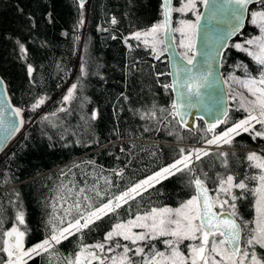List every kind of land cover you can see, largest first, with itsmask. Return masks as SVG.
<instances>
[{
  "label": "trees",
  "instance_id": "obj_1",
  "mask_svg": "<svg viewBox=\"0 0 264 264\" xmlns=\"http://www.w3.org/2000/svg\"><path fill=\"white\" fill-rule=\"evenodd\" d=\"M177 4L174 0L173 8ZM252 10H261L259 1L250 6ZM178 15L173 12V22ZM184 16L195 20L191 12ZM113 18L116 24L111 23ZM162 18L161 0H89L83 9L77 0H0V75L12 103L23 109L25 121L0 153V241L3 233L16 225V214L23 211L28 229L26 247L41 242L51 234L53 225L63 227L68 218L74 221L102 206L181 157L190 150L189 144L205 143L212 136L201 119L190 130L169 114L174 99L172 91L162 87L170 84L166 54L157 60L151 48L129 38ZM249 18L223 54V75L231 69L240 74L242 68L258 73L254 59L233 47L257 33ZM20 44L27 49L26 56ZM28 65L35 69L31 76ZM69 81L77 88L72 100L61 106ZM40 97L46 101L33 111L31 106ZM244 115L230 103L228 123L215 132ZM263 141L241 133L231 146L208 149L209 155L198 161L194 156L191 167L215 197L218 178L233 175L239 182L256 174L244 149ZM222 152L228 153L227 168L222 166ZM188 180L185 171L142 190L114 213L48 253L34 256L28 264H66L82 245L104 243L107 247L117 242L133 249L128 255L140 264L144 257L134 253V244L120 237L107 241L106 234L119 220L152 208L181 205L194 195ZM245 182L253 188L256 181ZM233 193L240 197L235 201L236 212L246 239L255 217L253 195L240 189ZM164 240L160 237L136 244L152 253L165 249ZM256 251L264 254L259 247ZM4 259L6 254L0 251V261Z\"/></svg>",
  "mask_w": 264,
  "mask_h": 264
},
{
  "label": "snow or ice",
  "instance_id": "obj_2",
  "mask_svg": "<svg viewBox=\"0 0 264 264\" xmlns=\"http://www.w3.org/2000/svg\"><path fill=\"white\" fill-rule=\"evenodd\" d=\"M256 2L257 0H223V3L217 8L216 0H212L211 12L206 18L200 12L198 4L209 8L210 0H184L182 6L177 8H173L172 0H162L163 19L149 29L136 31L129 37L136 41H142L146 47L151 48L155 58L159 60L168 51L172 43L169 33H180L179 47L183 51L178 54L175 65L174 74L176 79L170 84L162 85V87L166 91L171 90L178 94L177 100L171 104L172 111L169 114L173 118L178 117V122L184 127H188L187 118L192 114L188 111L189 109L200 107L205 110L206 114L214 117L207 127V131L213 133L212 138L206 141L208 145L231 146L235 137L241 135V133H249L253 140L256 138L264 140V0H259L260 11H249L250 5ZM84 4L85 0H79L81 9H83ZM218 11L221 13V20L227 27L222 32L223 39L220 40V46L216 49L217 66H219V58L224 47L228 43L227 38L243 28L246 17L250 16L252 24H258L262 35L245 41L246 45L254 46V50H250L249 47H245V44L241 43L233 45L237 50L252 56L258 65V75L249 76L248 79L240 81L254 99L241 105L246 112L243 119L233 123L219 134H215V129L220 124L228 123L227 111L224 110L221 103L222 97L219 94L214 101L205 102L201 90L206 86L211 87L209 78L213 76V70L212 63L207 58V52L201 53L197 48V40L201 33V21L215 19ZM173 12L181 14L191 12L195 16V20H180V26L172 29L170 21ZM111 23H117L115 18L112 19ZM79 24L80 26L83 25V19L80 20ZM112 38L115 39V37ZM124 42L127 44V39ZM17 43L19 44V42ZM19 47L21 53L26 56L27 49L24 45L20 44ZM128 47L131 49L132 46L128 45ZM198 56L201 57L199 62L197 61ZM34 71L35 69L28 65L27 72L29 76ZM158 75L165 74L159 73ZM168 75H173V73H168ZM0 86H4L2 78H0ZM4 87L6 91V86ZM76 88V84L71 85L67 94L63 97L64 102L72 100ZM45 101L46 97L38 98L32 104V110L40 108ZM5 110L0 108V126L5 125L3 119ZM161 111L163 112L164 109H161ZM217 113H219L218 116ZM12 115L20 119L7 122L9 134L18 132L25 123L23 109L13 108ZM152 115L155 116V112ZM92 118H96L95 114ZM199 118L203 119L204 117ZM256 125H260V128L257 129ZM181 153H184L183 149H181ZM207 155H209V152L205 149L191 150L171 165L135 184L113 200H109L102 206L89 211L87 215L81 214L75 222L70 221L67 227L57 228L53 225L51 235L31 247H26L25 238L28 229L25 214L23 211H19L15 217L16 225L4 232V238L0 241V251L6 254V259L0 261V264H28V261L33 259L34 256L48 253L55 245L61 244L83 229H88L90 225L102 219L103 216L114 213L129 199H135L137 195H140L141 189L146 191L148 187L185 171L189 173V185L194 187V195L187 201L177 208H152L145 215H137L134 219L127 220V222L116 223L114 228L106 234L105 239L112 241L114 237H120L124 241L136 244L140 241L171 237V239L164 240V243L170 249V255L166 256L164 252H155L150 260L144 261V264H264V254H259L256 251L257 247L264 249V155L253 151L245 157L250 162L251 167L259 170L257 175L246 176L245 179L239 182H236L233 175L218 178L219 188L215 197L209 195L205 180L197 177L195 170L191 167L193 156L198 161L202 156ZM219 155L223 158L222 166L227 168L228 153L222 152ZM246 180L256 181L257 186L249 188L248 183L245 182ZM233 189L249 192L256 198L255 227L251 229V233L246 239L242 237L243 225L238 222L236 212L235 201L240 197L233 193ZM220 194L228 198L221 199ZM225 206L231 211L225 213L224 211L214 210L216 208L224 210ZM61 223H63V220H61ZM21 226H24L23 230ZM134 229H140L141 231H134ZM184 241L190 242L185 245L187 254L180 250V245ZM115 247H122L123 254L118 259L113 258L112 264H135L132 257L128 255L133 249L127 244L121 245L118 242ZM97 250L101 254H98ZM104 251V243L82 245L73 258L67 259L66 264H106L105 257L102 255ZM108 251H112V248H109ZM134 252L136 255H143L144 248L138 247Z\"/></svg>",
  "mask_w": 264,
  "mask_h": 264
},
{
  "label": "water",
  "instance_id": "obj_3",
  "mask_svg": "<svg viewBox=\"0 0 264 264\" xmlns=\"http://www.w3.org/2000/svg\"><path fill=\"white\" fill-rule=\"evenodd\" d=\"M77 1L79 3V0H77ZM88 1L89 0H85L84 5H86L88 3ZM173 1L174 0H172V6H173ZM258 1L259 0H257V2ZM161 2H162V0H161ZM222 3H223V0H216L217 8H219ZM211 4H212V0H210L209 8H205L203 5H201L200 12L206 18L209 16V14L211 12ZM220 17H221V13L218 11L217 17L215 19H211V20L205 19V20L201 21L202 28H201L200 37L197 40V48L199 49V51L201 53L207 52V58L212 63L213 76L209 78L211 87L206 86L204 89L201 90L202 94L204 95L205 102L207 103V102H209V100L214 101L216 99L217 95L219 94V96L222 97L221 103L223 104L224 110L227 111V115H228L229 109H230V100H229V94H228V90L226 87L224 75H223L222 70H221L222 58H223V54H224L225 50L227 49L230 41L233 40L241 32V30L245 27L248 17H246V19H245L243 28L239 32H237L236 34L227 38L228 43L224 47L223 53H222L221 57L219 58V66H217L216 59H215L216 58V49L220 46V40L223 39L222 32L227 27V25L225 23H223V21L221 20ZM170 27L173 29V14H172L171 21H170ZM169 36L171 37L172 43L170 44L169 49H168V51L165 52V54L167 57V65L169 68V73H173V75H169L170 83H172L173 80L176 79V76L174 74L175 73V65H176L177 60H178V54L181 52L179 51V49L177 47L174 33L170 32ZM200 60H201V57L198 56L197 61L199 62ZM181 62L183 63L182 60H181ZM197 66L199 67V64ZM0 78H2L1 75H0ZM3 82H4V86H6L4 80H3ZM4 86H0V108L6 109L3 112V119L5 121V125L0 126V153L7 147V145L10 143V141L19 132L18 131V132H15L14 134H9V130L7 129V122L9 120L18 121L20 119L19 117H15L12 115V109L15 108L16 106L12 103V101L8 95L7 88L5 91ZM172 93H173V99H174V101H176L178 94L176 92H173V91H172ZM188 111H190L192 113L187 118L188 127H184L181 123H179L181 126H183L186 129L193 130L197 120L200 119L199 117H201V116L204 117L201 120L204 122L206 127H208V123H211L212 120L214 119V117L212 115L206 114L205 110L203 108H200V107L189 109ZM218 115H219V113H217V116ZM177 120H179L178 117H177ZM219 126H221V124ZM195 175L200 178V176L196 172H195ZM205 183H206L207 188L209 189V195L213 196L212 191L210 189V186L208 185V183L206 181H205ZM214 210L218 211V212L224 211L225 213L230 211L228 209L221 210L218 208H216ZM238 222H240V221L238 220Z\"/></svg>",
  "mask_w": 264,
  "mask_h": 264
},
{
  "label": "rangeland",
  "instance_id": "obj_4",
  "mask_svg": "<svg viewBox=\"0 0 264 264\" xmlns=\"http://www.w3.org/2000/svg\"><path fill=\"white\" fill-rule=\"evenodd\" d=\"M184 3V0H178V4H177V7H180V6H182V4ZM255 11H258V10H255ZM185 14V13H184ZM184 14H181V13H179V15H178V17L176 18V20H175V22H173V29L174 28H177V27H179L180 26V24H179V22H180V20H188V18L187 17H185L184 16ZM249 20L251 21V18H249ZM83 22H84V18H83ZM254 25H256V29H257V33H255V34H253L252 36H250V37H248V38H246V39H244V41H242V42H239V41H237V42H235V43H241V44H245V41L247 40V39H252V38H256V37H259V36H261L262 35V33H261V31H260V28H259V26H258V24H254ZM149 29V28H148ZM145 31V30H144ZM174 36H175V41H176V44H177V47H178V49H179V51L180 52H182L183 51V49L182 48H180L179 47V42H180V39H181V36H180V33H178V32H175L174 33ZM142 42V41H141ZM245 47H249L250 48V50H254V46H249V45H246L245 44ZM252 57V56H251ZM253 58V57H252ZM243 67V66H242ZM244 71L242 72V73H238L237 71H235L234 69H231L229 72H227L225 75H224V79H225V83H226V87H227V90H228V94H229V100H230V103H231V105L234 107V108H239L240 110H243V108L241 107V105L242 104H247V102L248 101H250V100H252V99H254V97H252L251 95H250V93L247 91V89L245 88V87H243L242 86V84L240 83V81H244V80H246V79H248L249 78V76H256V75H258V73L257 74H253L252 72H250V71H247L245 68H242ZM73 84V82L72 81H69L68 82V84L66 85V87H65V93H64V96L67 94V92H68V90L70 89V87H71V85ZM66 102H64L63 100L61 101V106L62 105H64ZM244 111V110H243ZM244 113H245V115L242 117V118H240V119H243L245 116H246V112L244 111ZM239 119V120H240ZM238 120V121H239ZM237 122V121H236ZM232 125V124H231ZM231 125H229V126H231ZM229 126H227V127H229ZM227 127H225V128H223V129H221L220 131H218V132H215V134H219L222 130H224V129H226ZM256 128L257 129H259L260 128V125H256ZM212 136H213V134H212ZM212 136L209 138V139H211L212 138ZM264 142V141H263ZM262 142V143H263ZM202 144H204V145H202ZM190 145V150L188 151V152H186L185 154H188L191 150H193V149H205V150H208V149H224V148H226V146L225 145H223V146H217V145H208L207 144V142H205V143H201V144H199V143H195V144H189ZM253 146V145H252ZM251 147V146H250ZM249 147V148H250ZM244 150H246V149H244ZM254 150H251V149H249L247 152L248 153H250V152H253ZM254 152H256V151H254ZM258 153V152H257ZM259 154V153H258ZM184 155V154H183ZM194 157V156H193ZM181 157H179L178 159H180ZM178 159H176V160H178ZM176 160H174L173 162H171L170 164H167V165H165V166H163L162 168H164V167H167V166H169V165H171L172 163H174ZM162 168H160V169H158V170H156L155 172H153L152 174H150V175H148V176H146L145 178H143V179H141L140 181H143V180H145V179H147L148 177H150V176H152V175H154L156 172H158V171H160ZM258 172H259V170L258 169H256V174L255 175H257L258 174ZM140 181H138V182H136L135 184H137V183H139ZM135 184H133V185H131L129 188H131V187H133ZM255 184V186L254 187H256L257 186V182H255L254 183ZM253 187V188H254ZM128 188V189H129ZM128 189H126V190H124V191H127ZM143 189H141L140 191H142ZM123 191V192H124ZM217 191L218 190H216V192H215V194H217ZM123 192H121V193H123ZM121 193H119L118 195H116V196H119ZM115 196V197H116ZM220 196H221V199L224 197V195L223 194H220ZM115 197H113L111 200H113ZM189 199V198H188ZM187 199V200H188ZM255 197L253 196V205H254V209H255ZM186 200V201H187ZM108 202V201H107ZM106 202V203H107ZM180 206V205H179ZM179 206H177V207H179ZM162 207H170V206H162ZM177 207H170V208H177ZM157 208H161V207H157ZM148 212H150V211H148ZM148 212H144V213H141V214H138V215H145V214H147ZM88 213V212H87ZM87 213H84V215H87ZM137 216V215H136ZM136 216H134V217H132V218H129V219H134ZM80 217V216H79ZM78 217V218H79ZM77 218V219H78ZM63 218L60 216V220H62ZM129 219H127V220H129ZM255 219H256V210H255V217H254V220H253V227H251V228H254L255 227ZM68 221V223L70 222V220H69V218L67 219ZM127 220H119V221H117L116 223H120V222H127ZM71 222H75V220L74 221H71ZM68 223L67 224H65L63 227H67L68 226ZM115 223V224H116ZM115 224H114V226H115ZM15 226V225H14ZM56 227L58 226L57 224L55 225ZM114 226L112 227V229L114 228ZM57 228H60V227H57ZM111 229V230H112ZM10 230V229H9ZM134 231H141L140 229H134ZM49 235H51V234H49ZM48 235V236H49ZM250 235V234H249ZM249 235H247V236H249ZM47 236V237H48ZM164 239H171V237H163ZM42 242V241H41ZM138 243V242H137ZM190 242L189 241H185L184 242V244L185 245H187V244H189ZM35 245V244H34ZM185 245H180V250L181 251H183V252H185V254H187V249L185 248ZM33 246V245H32ZM134 250L136 249V248H138V247H142V245H140V244H134ZM29 247H31V246H29ZM109 248H112V251H108V249ZM164 248L165 249H161V250H159V251H153L152 253H150V251L151 250H144V253H143V257L144 258H142V261H141V263L140 264H144V261L145 260H150L151 258H152V256L155 254V252H164L165 253V255L167 256V255H170V249H169V247H168V245H166L165 243H164ZM153 250V249H152ZM135 253V252H134ZM133 253V254H134ZM123 254V249L122 248H116L115 246H107V247H105V251H104V255H106V264H112V259L113 258H119L121 255ZM105 257V256H104Z\"/></svg>",
  "mask_w": 264,
  "mask_h": 264
},
{
  "label": "built area",
  "instance_id": "obj_5",
  "mask_svg": "<svg viewBox=\"0 0 264 264\" xmlns=\"http://www.w3.org/2000/svg\"><path fill=\"white\" fill-rule=\"evenodd\" d=\"M250 149L258 152L261 155H264V142L257 144V145H254V146H251Z\"/></svg>",
  "mask_w": 264,
  "mask_h": 264
},
{
  "label": "bare ground",
  "instance_id": "obj_6",
  "mask_svg": "<svg viewBox=\"0 0 264 264\" xmlns=\"http://www.w3.org/2000/svg\"><path fill=\"white\" fill-rule=\"evenodd\" d=\"M89 2V1H88ZM88 4V3H87ZM250 149V148H249ZM249 149H246V150H249ZM196 172V171H195ZM197 173V172H196ZM198 174V173H197ZM199 175V174H198ZM211 189V188H210ZM213 195V194H212ZM243 235V234H242ZM243 237V236H242Z\"/></svg>",
  "mask_w": 264,
  "mask_h": 264
}]
</instances>
